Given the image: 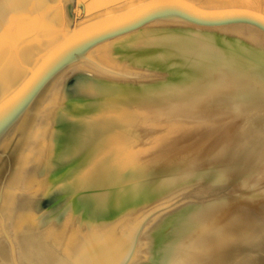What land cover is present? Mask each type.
Masks as SVG:
<instances>
[{
  "label": "bare ground",
  "instance_id": "obj_1",
  "mask_svg": "<svg viewBox=\"0 0 264 264\" xmlns=\"http://www.w3.org/2000/svg\"><path fill=\"white\" fill-rule=\"evenodd\" d=\"M111 1L82 0L77 7L76 0H0V83L7 74H15L20 62L32 65L62 40L76 12L81 25L143 0ZM187 1L204 8L238 4L264 15V0ZM169 27L181 29L171 35L159 33ZM214 32L264 48L260 24L198 26L169 15L139 32L98 44L54 79L36 105L33 124L10 175L0 182V264H158L152 255L151 229L192 187L191 194L208 195L217 188L228 189L229 196L193 208L189 222L194 218L200 226L192 238H173L159 264H264V79L249 77L227 63L214 77L189 81L151 99L147 107L139 101L134 111L125 106L107 121L91 124L80 149L90 155L89 167L71 180L74 190H92L86 194L89 203L108 208L114 192H98L105 184L111 188L110 182L103 185L100 180L119 163L136 178L171 175L136 185L145 188L149 183L159 193L136 203H121L112 216L103 212L100 220L97 214L85 219L68 204L48 213L38 208L49 190L43 175L51 161L49 126L68 80L79 73L114 81L132 76L143 80L151 75L114 60L115 45L136 41L130 45L140 46L168 36L193 40V35L209 49L206 34ZM220 36L212 35L215 44ZM64 189L68 188L59 187Z\"/></svg>",
  "mask_w": 264,
  "mask_h": 264
},
{
  "label": "water",
  "instance_id": "obj_2",
  "mask_svg": "<svg viewBox=\"0 0 264 264\" xmlns=\"http://www.w3.org/2000/svg\"><path fill=\"white\" fill-rule=\"evenodd\" d=\"M81 3L82 0H76L77 7ZM169 15H174L192 25L198 26H220L241 21L264 26V15L254 10L241 7L204 8L187 0H143L122 11L94 18L81 25L77 23L76 12L74 23L62 40L51 46L32 65L20 62L17 66L18 68L15 69L14 75L9 73L1 79L0 182H3L10 175L33 124L36 105L44 91L56 77L72 66L73 63L86 56L98 44L106 40L139 32L151 22ZM180 29V27H169L161 29L159 33L171 35V32ZM235 39L252 50L264 52L262 47L251 45L240 38ZM193 40L168 36V38H159L153 42H147L145 45L133 46L128 44L129 46L119 45L114 48L113 57L114 54H119L123 50L122 48H127V46L130 48H145L148 49V52L151 51V54L149 53L139 59L134 57L126 58L129 63L138 68H145L146 70L143 72L151 74L150 79L143 81L130 79L114 81L107 78H98L91 74H79V78L93 81L98 84V87H95V92H92L87 85L80 83V86H73L70 90L65 89L63 104L55 112L53 120L51 136L52 167H63L80 159L83 161V156L86 157V154L88 155V152L84 155L80 149L83 148L81 144L85 142L86 134L95 118L88 117V111L78 112L73 107V104L68 101L70 98L80 97L95 100L96 106L93 110L114 108L122 104V102L119 103V101L113 100L121 95L131 98V101L134 102L142 99H158V97L167 94L174 87L191 81L192 74H195L193 69L199 67L206 71L210 70L211 66L207 63V65L201 66H187L185 63L175 64L171 62L179 58L180 55L189 56L188 52H183L185 49L198 48L199 46L194 45ZM164 43H169L168 45L171 48L169 50L156 51L159 47L165 46ZM188 71L193 72L192 74L186 73ZM146 83L152 84L145 87ZM105 86L110 87L105 90ZM102 98L106 99L102 100ZM68 116L75 118L74 120L68 119ZM65 125H69L68 129L64 127ZM87 157L90 158V155ZM82 165L80 163V166ZM77 175L78 170L76 173L72 171L69 178L75 181ZM65 186L68 188L67 191L74 190L71 183ZM131 202L123 203L127 205ZM121 203H113L112 201L109 207L106 208L107 210L98 209L94 206V213L91 216L97 214L96 217L100 220L101 217H105L103 215L104 212L106 216L110 217L113 212L119 210ZM176 232L177 229L174 230L173 234L175 235Z\"/></svg>",
  "mask_w": 264,
  "mask_h": 264
},
{
  "label": "rangeland",
  "instance_id": "obj_3",
  "mask_svg": "<svg viewBox=\"0 0 264 264\" xmlns=\"http://www.w3.org/2000/svg\"><path fill=\"white\" fill-rule=\"evenodd\" d=\"M116 1L117 0H112L110 4H114L116 3ZM227 6H230V5H227ZM234 7H240V5L235 4ZM212 35H215V36L222 35V36H220L219 38H216L217 43L215 44L216 40L212 38ZM190 36L191 38L194 39V41L200 47L195 48V49H190V48H187V50L185 49L183 52L184 53L188 52L189 56H185L183 54V55H180L179 58L171 62L175 64L185 63L187 64V66H198V65L201 66L207 63L209 66H211L210 70H208L209 71L208 75H205L207 74L206 70H203L199 67H197V69H193V71H195V74L194 73L192 74L193 71L186 72V73H191L193 75L192 80H201V79L206 78V76H209V75L211 77H214L218 70H223L222 66L224 67L227 66V65L225 66L226 63L228 64L229 67L235 70L236 69H238L239 71L243 70V72L247 73L248 76L250 75L249 77H252L254 79L255 78L264 79V52L252 50L251 48L247 47L243 43L237 42L235 38H239V37L226 36V35H223L217 32L209 33V34L207 33L206 34L207 40H205V42H207V46L210 48L211 47L213 48L215 45H217L218 47L217 50H212L210 48L206 49L205 46L201 44L200 38H197L193 35H190ZM223 36H226V37H223ZM240 39L246 41L245 38L244 39L240 38ZM126 44H138V42L133 41V42L126 43ZM168 44L169 43H166V44L164 43L165 46H163L162 48L159 47L158 48L159 50L157 49L156 51L169 50L171 47H169ZM117 46L119 45H115L114 48ZM128 46L127 48H122L123 50L119 54L118 53L114 54V57H113L114 60L121 65H126V67L130 69H136L139 71L142 70L141 72L145 71L146 70L145 68L143 69L138 68L137 66L129 63V60H127L126 58L134 57V58L139 59L145 55H148L149 53L151 54L152 52L151 51L148 52L147 51L148 49H145V48H138V47L130 48ZM210 53L214 55H211ZM112 54H113V51H112ZM205 57L206 59H204ZM219 57H222L221 59L222 61L219 60ZM79 74H82V73H79ZM79 74L75 75L74 77H71L68 80V83L64 88V92H65V89L70 90L73 86H80V83L85 84V85L89 84L90 86H88V89L91 90L92 92H95L96 90L95 85L92 82L90 83L89 80L87 79L83 80L79 78L78 77ZM85 74H89V73H85ZM194 78H197V79H194ZM129 79L136 80L137 77L132 76V77L126 78V80H129ZM146 79H150V78H146ZM146 79H143V80H146ZM143 80H136V81H143ZM150 84L152 83H146L145 87L149 86ZM138 86L142 87L144 85H138ZM108 87L105 86L106 88L105 90H108L109 89ZM106 92H109V91H106ZM104 99L106 98H102V100ZM63 100H64V95L60 102V105L54 111V113L59 108H61V105L63 104ZM113 100L119 101V103L122 102V104L114 108L93 110L94 107L96 106L95 100H89V99L80 98V97H73V98H70L68 101L73 104V107H75V109L78 112L88 111L89 114H87V116L95 118L93 123L101 121L100 119H102L103 122L107 121L110 115H113L116 113L118 114V112H121V110L125 106H128L129 111L130 110L134 111L138 106L137 103L139 102V101L138 102L131 101V98H127V96L125 95L116 97ZM140 101H144L143 104L147 107L150 105L152 100L142 99ZM53 116L55 115L53 114ZM67 118L74 120L75 117L68 116ZM53 120L54 119H52V123L49 126V134H48V138H49L48 156L49 157H50V138L52 136ZM64 127L68 129L69 125L68 126L65 125ZM83 157H84V159H82L83 161H81V159L76 160L73 163L64 165L63 167H58V166L52 167L51 161H50L49 163L50 166L49 167L46 166V170H44V173H43L46 180H48V174H49V181H48L49 190L46 196L38 202L39 209H42V211L44 210L45 213H48L50 211H56L62 206L68 204L76 210V213L78 214L81 213L85 219L91 218V215L94 213L93 206L92 204L89 203L88 198L86 197V194L93 192L92 190H85V191L84 190L82 191L68 190L67 191V189L59 190L60 186H63L64 188L66 187L65 185L70 184L72 179L69 178V175L70 173H72V171L76 173L78 170V175L81 176L83 174V171H86V169H88L89 166L87 167V165L90 162V158L87 156L86 157L83 156ZM80 163H82L83 165L80 166ZM43 165L45 164L43 163L42 166ZM98 165H101V164H98ZM200 170L201 169H197L196 172H199ZM204 170H207V168ZM165 176H171V175H165ZM165 176L160 175L154 178L153 177L136 178L132 175L131 172H127V170H125L124 167L120 166L118 163V164L113 165L108 177L103 176V178L100 180L101 182H103V185L106 182H110L111 188L107 187V185L105 184L104 185L105 187H103L102 189H99L98 192H110V190L114 192V196L112 199L113 203H120V202L123 203V202H128V201L135 202L137 200H138L137 202H139V201H142L146 196L155 195L159 193L160 191H158L159 188L155 189L154 186H151V184L149 183L144 185L146 186L145 188L143 187L138 188L136 187V185L139 184L140 182L147 183L151 180L165 178ZM194 189L195 187H192L190 191H188L187 197L181 196L178 199H176V202L178 203H176L173 210H171L170 213H168V215L165 214V216L161 218L158 223H155L153 225L150 234H152V238H153V242H152L153 244H151V247H152L151 250H152V255L154 257V262L158 261V264H159V261L161 262V258L163 255L162 254L163 249L169 244L171 240H173V238L175 237L181 238L182 240L183 238H192V236L195 234L200 224L194 218H192L191 224L189 222V219H190L189 216L193 214L194 212L193 208L195 210V207L204 206L210 200L214 201V200L229 196L227 194L228 189H225V190L221 189L220 191L217 188H215V192H214L215 194L212 191L208 195H205V194L203 195V193L201 194L200 192H198L197 194L196 192L191 194L190 192H192ZM94 191H97V190H94ZM222 192L225 194H223ZM86 204H88L87 207H86ZM184 221H188L185 224V226L186 225L187 226L181 230L179 236H175L173 234L174 230L178 229L184 223ZM172 255H173V252H170V254L168 255L169 260L172 259Z\"/></svg>",
  "mask_w": 264,
  "mask_h": 264
}]
</instances>
